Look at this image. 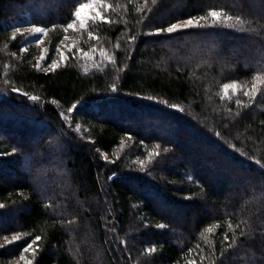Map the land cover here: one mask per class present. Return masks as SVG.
<instances>
[{"label": "trees", "instance_id": "1", "mask_svg": "<svg viewBox=\"0 0 264 264\" xmlns=\"http://www.w3.org/2000/svg\"><path fill=\"white\" fill-rule=\"evenodd\" d=\"M89 1L0 0V264H264V0H102L40 69Z\"/></svg>", "mask_w": 264, "mask_h": 264}, {"label": "rangeland", "instance_id": "2", "mask_svg": "<svg viewBox=\"0 0 264 264\" xmlns=\"http://www.w3.org/2000/svg\"><path fill=\"white\" fill-rule=\"evenodd\" d=\"M85 4L89 7L86 8L79 17L75 16L74 22L71 23L72 27L66 28V35H64L62 41L54 49H51L46 44V29L37 26H28L17 29L18 34L21 33L24 35L23 38L25 39L26 45L23 50L26 51L30 48L32 50L33 48V51L35 49L40 53V56L36 61L40 69L44 71L54 70L60 66L65 65L67 63V60H69L71 56L83 60L85 70H89L95 66H99L104 61V57L108 62H110V59L106 56L107 52H104V49L98 51L93 46L92 48H90V51L85 52L81 50V48H79V37H81L80 34H82L83 31L87 29L92 22L104 21L105 19H107L106 15L109 12L108 9H110V7H108L102 0H91ZM80 8L81 6L79 7V10ZM81 21H83V23H81ZM186 22L187 21L178 23V27L174 28L173 31L192 27L197 25L198 23L196 20H193V23L191 25H187ZM37 29H40V31L37 32ZM97 56L99 58L95 59ZM48 60L52 62L49 63ZM223 89L224 94L227 98H239L244 97L243 94H248L252 87L250 83L245 81V79H242L237 82L229 83V85L226 84ZM5 94H8V92H5ZM62 114L64 115L63 118L67 120L69 116L64 113ZM17 239L18 237L12 236L9 240ZM13 264L20 263L16 262ZM26 264H30L29 261L26 262Z\"/></svg>", "mask_w": 264, "mask_h": 264}, {"label": "snow or ice", "instance_id": "3", "mask_svg": "<svg viewBox=\"0 0 264 264\" xmlns=\"http://www.w3.org/2000/svg\"><path fill=\"white\" fill-rule=\"evenodd\" d=\"M88 7H89V6L86 5V4L81 5L80 10H78V11L76 12V16L79 17V16L81 15V13H82L86 8H88ZM211 15H212L213 17H217V16H218V13H216V12H212ZM201 19H203V17H201ZM81 23H83V21H81ZM192 23H193V20H192V19H189V20H187V22H186L187 25H191ZM68 27L71 28L72 25L69 24ZM176 27H178V26H177V25H173L172 27H169V28L167 29V31H168V32H172L173 29L176 28ZM39 31H40V29H37V32H39ZM53 66H54V65H53ZM32 99L35 100L36 97H33ZM3 207H4V205L0 204V208H3ZM36 239L39 240V237H37ZM31 247H32V245L29 244V245H28V248H31ZM25 251H27V249H25Z\"/></svg>", "mask_w": 264, "mask_h": 264}]
</instances>
